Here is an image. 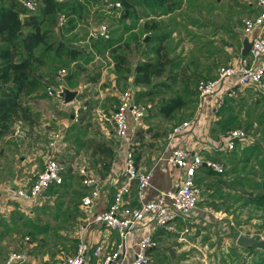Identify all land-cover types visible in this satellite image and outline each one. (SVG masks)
Here are the masks:
<instances>
[{
    "label": "trees",
    "instance_id": "trees-1",
    "mask_svg": "<svg viewBox=\"0 0 264 264\" xmlns=\"http://www.w3.org/2000/svg\"><path fill=\"white\" fill-rule=\"evenodd\" d=\"M24 1L0 0V137L12 132L17 121L32 127L39 120V112L27 103L30 92L46 91L47 86H57L60 79L69 80L80 74L95 55L108 56L117 79L124 81L131 75L132 84L146 86L135 89V94L157 98L145 117L159 116L161 121L135 129L131 137L135 164L142 145H153L157 137L166 135L169 128L187 118L195 108L196 84L210 76L197 72L195 67L189 69L188 63H182L183 56H169L178 42L167 46L172 28L162 25L161 19L162 15L180 9L185 0H29L31 6ZM115 2L119 6L115 7ZM103 20L109 26L106 37L96 30ZM193 23L201 25L197 20ZM88 28L94 30L92 35H88ZM206 51L212 54L211 50ZM190 61L193 62L191 58ZM61 68L65 70L62 73ZM167 92L170 93L166 95ZM256 92L258 96L250 97L249 103L243 94H224L213 112L216 119L212 126L219 138L234 127L245 132L255 129L253 138L243 144L235 140L232 148L203 156L221 161L222 171L216 172L204 164L197 169L207 175L219 174V178L207 185H214L213 192L219 194L226 209L248 208L254 198L261 200L264 207V107L258 111L252 107L264 101V93L257 89ZM144 134H149L150 139L141 142ZM87 141L103 156L111 154L102 141L91 138ZM101 165L103 172L107 171L109 161ZM61 173L62 181L48 186L45 192L58 191L64 186L67 176ZM195 180H201L196 173ZM41 217L37 214L24 221L28 228L21 234L27 235L28 240L35 238L38 229L35 220ZM259 217H264V210ZM11 227L0 217V237L10 234ZM205 239L207 236L202 237ZM245 250L249 252L248 262L240 256ZM178 258L186 257L182 253ZM218 258L221 264H264V239L255 241L249 248L230 244Z\"/></svg>",
    "mask_w": 264,
    "mask_h": 264
},
{
    "label": "crops",
    "instance_id": "crops-1",
    "mask_svg": "<svg viewBox=\"0 0 264 264\" xmlns=\"http://www.w3.org/2000/svg\"><path fill=\"white\" fill-rule=\"evenodd\" d=\"M193 1L194 0H185L180 9L170 14L161 16L162 25L168 24V26L165 27L172 28L171 36L173 33H175V29L177 27L176 25H182L184 28H186L183 22L179 20L177 14L183 9L192 11L194 6ZM214 1L215 0H212V2ZM203 5L206 6L205 11H208L212 4L203 2ZM242 7L243 8L241 10L246 14L244 18L251 17L257 12V8L253 4V0L242 4ZM188 17V19H190L189 25L197 28V30H189L190 32H188V37L189 39H194L196 42H198L195 47H191L189 49L187 54L182 55V63H188L187 65L189 69L195 67L196 71L202 74H208L207 72H210L206 70L207 68H205V63H208L206 61L209 59L208 61L211 62L215 57H217V54H223L224 51V48L221 46L222 44H220V42L219 44H215L214 40L212 39L214 35L217 34L226 33V35L236 44L237 52L233 53L235 56L230 54L228 58L230 56L232 57L229 59L227 58L228 60L233 59L240 54L242 40L244 37H247L246 35L244 36L241 30H233L231 28L233 26L232 24H222L221 22H215L216 24H214L212 21H203L202 19L193 16ZM194 20L199 21L201 25L193 23ZM210 24H213L214 27L206 35L202 29ZM221 39L223 40V38ZM209 41L211 43H209ZM204 42H207L208 44H204ZM207 49L211 50L212 54L208 55L206 51ZM100 57H105L108 59L105 67L101 68V64H95L94 73L89 72L86 74V68L89 67L93 61ZM190 58L193 60V62L190 61ZM194 62L196 63L193 64ZM111 66L112 65L108 56L95 55L94 58L85 65L84 70L80 74L73 76L69 80L62 78L60 82L66 87L71 89L75 88L78 90V93L75 95V97L67 103H62L61 98H58L55 95H49L45 90L37 89L30 92L26 97L27 103L33 108V110L39 112V120L33 124L32 127H29V125L23 124L19 121L23 131L20 136L13 135L12 132H10L9 134L0 137V155L3 154V150L5 148L11 153V159L14 161L12 168L10 161L8 163V169L10 170L8 176L13 175L12 178L5 177V179H2L0 175V217L4 218L7 223L12 226V232L10 234H4L2 237H11L10 241H12V244L14 243L15 249H20L22 246L25 247L28 258L23 264H60L59 261L54 260L53 256H46V254H43L41 258L37 256V252L40 250L41 244L46 243L48 240H41L43 237L42 235L49 230L52 232L54 231V228L49 224V221L52 218H57L59 214L62 216L63 220H67V223L65 224L67 226L66 233L68 232V237H71V239H69V244L61 241V245L67 246L66 248L69 249L66 255L73 252L76 243V230L81 224H83L84 237L88 241L100 242L103 244L105 249L113 248L117 243V236L114 231L109 230L102 223L92 220V215L101 211L111 200L115 187L122 178L121 168L124 157L125 141L124 139L115 136L112 127L107 125L108 123L105 116L113 110L117 103V97L113 95L116 92V84L120 85L122 83H128L138 90L145 89L146 86L132 84L131 75L127 80L124 81L122 79H117L111 70ZM106 68L108 69L107 72L104 71ZM104 73L105 77L103 78ZM77 76L82 77L80 83H71ZM163 77L164 76L161 78ZM247 86L254 87L253 85ZM81 92H83L82 96L79 95ZM134 96L135 99L149 98L146 95L135 94V92ZM77 97H81L83 101L82 104L77 107L76 116L71 113L68 116V119H66L64 117V112H50L52 105H57L58 109H65L74 103L76 100L75 98ZM216 100L217 97L207 98V100H205L199 106L196 112V118L191 123L192 126H194V124L200 120V110L206 111V109H208L211 104L215 103ZM154 110L155 109L152 108V112ZM193 110L184 120L188 119L192 115ZM92 118H95V122L92 121ZM158 121H161L159 116L147 118L145 115H143L135 129L139 127L145 128L147 126H151L158 123ZM52 123L61 125L59 127L60 129L58 130L59 132L62 131L61 133L63 135L61 134L62 138L60 139V144H58L56 148L55 155L56 159L63 165L61 172L63 171L67 177L64 180V186L58 191L55 190L52 192H44L41 199L30 202L33 204L34 208L31 210L30 203L23 202L12 197L10 192L11 188H15L17 185L31 181L34 177L35 171L41 168L43 157L45 155L44 152L47 150V145L44 143L46 140H48L49 133L51 131H55L51 128L49 129L47 127H43V125H52ZM15 124L17 123L15 122L14 125ZM165 124L170 126L168 122H165ZM170 131L171 128L168 129L166 135L157 137L153 145L149 146L148 144H144L141 147L140 156L136 161V165L151 170L148 184L144 188L145 198H153L158 190L171 187L173 181L178 175L179 170L166 161V157L172 147L182 144L187 146L192 151H199L200 149H204L206 147L195 140V136L197 135L196 133L193 134V132H188L187 129L177 133H171ZM88 138L102 141L106 146L109 147L111 154L108 156H103L99 151L92 147L93 145H89L88 141L86 142V139ZM149 139V134H144L141 142L144 140L147 141ZM43 145H46V150L45 148L42 149ZM106 161H109V167L107 171L103 172V166L101 163ZM79 165H85L86 167L88 166V172L98 176L100 181L98 196L95 198V201L91 206V214L88 215L85 213L80 203V197L86 192V190L80 182L81 175H79L77 171V167ZM90 168H92L94 171H91ZM196 177H201L200 181L195 180L199 186L207 185L206 183L208 181V175L205 172L197 171ZM217 184L219 185V183ZM82 191H84V193ZM216 194L218 193L216 192ZM135 197V188L132 185L127 197L129 204H136ZM200 198L201 196H199L198 200ZM58 201L64 202V205L59 206L61 205L60 203L58 206H53V203H58ZM196 210H198L197 212L200 213V208L198 209L195 206L194 210L189 215L190 219ZM37 214L39 217L42 216L41 218L35 220L36 227H38L35 237L37 235L36 239L38 242L32 241L28 246L27 243H22V237L16 240V237L14 236H16L17 232H24L28 228L27 225L24 224V221L27 218H35ZM178 225L179 224H177V226ZM70 226L72 227V230L69 229ZM142 228L149 230L151 229L153 235L155 236H153L155 240L156 235L162 231L160 228L153 227L150 223L147 225H141L136 230H134L129 237V242L125 253L126 260L130 259L131 257L135 242L141 235ZM57 231L61 230L56 228V232ZM163 232L169 231L165 230ZM157 247L158 245L156 242V246L149 249L148 253L151 255L153 252H156ZM86 264L100 263L97 259L90 258Z\"/></svg>",
    "mask_w": 264,
    "mask_h": 264
},
{
    "label": "built area",
    "instance_id": "built-area-1",
    "mask_svg": "<svg viewBox=\"0 0 264 264\" xmlns=\"http://www.w3.org/2000/svg\"><path fill=\"white\" fill-rule=\"evenodd\" d=\"M27 6L32 3L25 0ZM257 12L251 17L242 19V33L249 40V47L244 55H237L216 68V75L208 80L200 79L196 84L197 103L192 115L171 127V133L188 129L196 118L199 106L207 98L217 97L215 109L222 102L224 94L233 93V85H253L264 93V0H253ZM114 6H119L118 2ZM97 33L106 37L109 35L107 22L100 21L96 26ZM94 30L88 29V35ZM64 68L59 72H64ZM57 86H47L46 93L55 95ZM135 88L126 86L118 95L114 109L105 116L111 124L115 136L124 139L125 150L122 162V178L115 187L111 200L99 212L92 215V220L102 223L114 231L117 243L113 248L105 249L100 242H90L83 234V224L76 230V243L73 252L65 255L60 264H86L90 258H95L100 264H154L148 250L156 246V240L151 229H141V235L135 242L130 259H125V253L131 233L141 225L152 224L155 228L166 231H176L177 224L180 232H188L191 228L190 213L194 210L201 188L195 182V173L201 164L216 172L223 170V163L212 158H204L199 151H192L187 146L179 144L171 148L166 161L176 167L179 172L172 186L160 189L153 198H145L144 188L148 184L151 170L137 166L134 162L131 137L135 127L143 115L151 107L149 102H136ZM13 126L12 134L20 136L22 129L19 121ZM19 123V124H18ZM245 136L241 127L229 128L221 137L218 149H230L235 140ZM59 130L49 133L47 150L42 167L38 169L31 181L11 188V196L23 202L30 203L41 199L46 188L62 181L63 165L56 159L55 151L60 142ZM80 182L86 192L81 195L80 203L85 213L91 214V206L98 196L100 189L99 177L88 172L85 165L77 167ZM135 188L136 204L127 201L131 186ZM28 236L23 237L26 243ZM28 255L24 246L8 251L0 264H23Z\"/></svg>",
    "mask_w": 264,
    "mask_h": 264
},
{
    "label": "rangeland",
    "instance_id": "rangeland-1",
    "mask_svg": "<svg viewBox=\"0 0 264 264\" xmlns=\"http://www.w3.org/2000/svg\"><path fill=\"white\" fill-rule=\"evenodd\" d=\"M249 1L251 0H215L214 2H212V0H194L193 1L194 6L192 11L183 9L180 11V13L177 14L179 20L183 22L186 28H184L182 25H176L177 27L175 29V33L172 34V39L167 42V46L168 47L172 46L174 42H178V44L176 45V48L174 50L171 49L169 51V56H173L176 54L182 56L184 54H187L191 47H195L198 44V42H196L194 39H189L188 37L189 34L188 32H190L189 30H197L196 27L189 25L190 19H188L189 18L188 16L197 17L199 19H202L203 21L206 20L212 21L214 22V24L219 22H221L222 24H229V25L232 24L233 26L231 28L233 30L238 29L242 31V19L246 15L241 10L243 8L242 4ZM203 2H206L207 4H212L208 11H205L206 6L203 5ZM104 21L107 22L108 24L107 20ZM213 27L214 25L210 24L204 27V29L202 30L207 35ZM243 34L244 36L246 34L249 35L248 33H243ZM221 38H223V40ZM212 39L214 40L215 44H219L220 42V44H222L221 45L222 48H224L223 49L224 51L223 54H217V57H215L211 62L208 61L209 59L206 61L208 63L207 64L205 63L206 66L205 68H207L206 69L207 71H210L207 72L208 74L206 75H209L210 77L204 78L203 80H208L210 78H213L216 75L215 68L218 65L226 62L230 57L235 56V54L233 53L237 52L235 42L231 38H229L226 35V33L214 35ZM230 54H232V56L228 58ZM107 62H108L107 58L100 57L97 60L93 61V63L86 68L85 73L86 74H88L89 72L94 73L95 64H101L100 66L102 68L105 67ZM104 71L107 72L108 69L106 68ZM104 77H105V73L103 75V78ZM81 78L82 77L77 76L74 78V80L71 83L73 84L80 83ZM126 86H131V85H129L128 83H122L120 85L116 84L115 85L116 92L115 94L113 93L111 94L115 95L118 100L119 93ZM232 89H233L232 94L234 96L243 94L245 98L248 99L247 103L251 101L252 97L254 98L258 96V93L256 92V88L252 86L250 87L247 85H233ZM169 93L170 92H167L166 95ZM75 99L76 100L74 101V103H72L65 109H58L57 105H52V108H50V112L51 111L55 113L64 112V117L66 119H68V116L71 113L74 116H76L77 107L82 104L83 99L81 97H77ZM156 99H157L156 97L147 98V99L136 98L135 101L137 103L149 102L153 105ZM252 107H254L256 111H258L262 107H264V101L261 100L256 105L254 103ZM217 108L215 109L213 103L210 105L208 109H206V111L200 110V120H198L196 124H194V126L191 125L187 129L188 132H193V134L196 133L197 135L195 136V140L200 142L202 145L206 146L204 149L199 150V152L203 156L207 153L216 152V150H219L218 149L219 145H221L220 139L222 136L220 138L219 136H216L215 134L217 129H214L212 127L215 125L214 120L216 119L213 112H215ZM240 117L244 118V116H240ZM92 121L95 122V118H92ZM107 123L108 126H111L108 119H107ZM52 125L44 124L43 127H47L49 129L51 128L53 130H58L60 129L59 127L61 126L60 124H54V123H52ZM254 131L255 129L253 131L249 130L248 132H245V136L237 141L241 144L248 142L253 138ZM61 132L60 134H62ZM47 142L48 140H46L44 144L47 145ZM45 146L43 145L42 149H44ZM9 161L12 168L14 161L11 159V153L4 148L3 154L0 155V175L2 179L3 178L5 179V177L12 178L13 176V175L8 176L10 173V170L8 169ZM90 169L91 171H94L92 170V168ZM217 178H219V174H215V173L208 174L207 183L208 184L212 183V181L216 180ZM200 187H201V193L199 196H201V198L197 201L196 204V207L198 209L200 208V213L197 212L198 210H196V212L192 214L191 225H190L191 228L188 230V232H180L181 226H177L176 231L173 232L161 231L158 233V235H156V242L158 245L156 249L157 251L151 254L152 255L151 258L154 264H221L218 257L220 256L222 251L225 252V250L230 244L237 245L235 240L238 234L250 236L255 238L256 240L264 239V217H259V214H261L264 210L263 209L264 207H261L262 206L261 200L255 198L251 199L252 202L248 208L244 207L242 209H234V208L226 209L219 195L213 192L214 185L210 184L206 186L203 185ZM54 205H56V202L53 203V206ZM62 205H64V202H62L61 205L59 206ZM30 207L32 210L33 204H31ZM249 214H251L250 216L252 217H248ZM66 223L67 220H63L60 214L57 218L55 219L52 218L49 221V224L54 228V231L52 232L51 230H49L48 232L42 235L43 237L41 240H46V239L48 240L44 244L40 243L41 244L40 250L37 252L38 254L37 256H39V258H41L43 254H46V256H53L54 260L60 262L61 259L66 255L69 249L66 248L67 246L61 245V241L65 242L66 244H69L70 243L69 239H71V237H68L69 233L68 232L66 233V229H67V226L65 225ZM56 228L60 229L61 231L56 232ZM71 228L72 227L70 226L69 229L72 230ZM203 236H207V239L202 240ZM14 237H16L15 239L18 240L21 237L23 238L24 236L23 234H21V232L18 231L16 236ZM36 237L32 239L29 238V240H27L26 243L28 244V246L29 244H31L32 241L38 242ZM10 240L11 237H7V236L0 238V259L8 251L15 250L14 243L12 244L11 243L12 241ZM241 246H245L246 248H249L250 244H245ZM168 248H172V254L168 252ZM182 253L185 254L186 258L179 259L178 257ZM248 253L249 252H247L246 250L240 252V256L243 257V259H245L246 262H248L250 259Z\"/></svg>",
    "mask_w": 264,
    "mask_h": 264
},
{
    "label": "water",
    "instance_id": "water-1",
    "mask_svg": "<svg viewBox=\"0 0 264 264\" xmlns=\"http://www.w3.org/2000/svg\"><path fill=\"white\" fill-rule=\"evenodd\" d=\"M249 43L250 42L248 38L244 37L242 40V47L240 50L241 55L246 54L248 47H249ZM77 93H78L77 89L68 88L61 82L58 83L57 88L54 92L55 96H57L58 98H61L62 103L70 102ZM235 241H236V244L238 245H245V244H252L257 240L250 236L238 234ZM168 251L170 252V254H172V248H169Z\"/></svg>",
    "mask_w": 264,
    "mask_h": 264
}]
</instances>
